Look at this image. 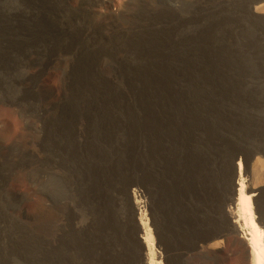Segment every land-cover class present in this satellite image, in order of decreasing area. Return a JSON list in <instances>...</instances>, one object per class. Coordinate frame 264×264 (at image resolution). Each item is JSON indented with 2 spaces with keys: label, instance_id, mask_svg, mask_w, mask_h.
I'll list each match as a JSON object with an SVG mask.
<instances>
[{
  "label": "rangeland",
  "instance_id": "rangeland-1",
  "mask_svg": "<svg viewBox=\"0 0 264 264\" xmlns=\"http://www.w3.org/2000/svg\"><path fill=\"white\" fill-rule=\"evenodd\" d=\"M200 1L112 0L121 15L97 25L98 16L67 15L53 0H0V135L8 147L0 180L19 192L0 190V264L138 261L143 232L125 190L140 176L153 181L172 225L216 221L222 179L211 185L199 169L196 87L209 19ZM225 1L226 15L249 26L239 76L257 77L264 29L237 17L246 0ZM39 68L51 98L25 85V71ZM240 248L227 245L218 264L247 262Z\"/></svg>",
  "mask_w": 264,
  "mask_h": 264
},
{
  "label": "bare ground",
  "instance_id": "bare-ground-1",
  "mask_svg": "<svg viewBox=\"0 0 264 264\" xmlns=\"http://www.w3.org/2000/svg\"><path fill=\"white\" fill-rule=\"evenodd\" d=\"M71 1L53 0L67 15L98 16L97 25L112 24L122 11V6L112 5V0H94L102 6L100 12H95L85 0H78L76 6ZM125 2L121 0V4ZM229 3L225 0L199 2L201 12L209 18L196 87L199 169L208 170L209 177L213 178L211 185L218 174L222 179V192L216 196V205L220 208L216 221L206 225H192L189 221L183 227L172 225L163 213V201L157 197L153 181L149 176H140L125 190L143 232V245L135 236L142 254L132 264H218L226 255L227 245L232 243L241 245L238 255L247 261L242 264H264V57L257 77L240 78L238 64L243 55V33L249 32V26L226 15ZM242 10L241 16H237L240 20L245 13L259 20L264 29V17L256 14L264 11V0H246ZM42 73V68L27 70L23 79L27 80V88L49 95L50 86L39 82ZM229 131L235 133L225 136ZM137 138L136 149L140 151L142 138L140 135ZM154 141L155 135L148 132L145 149L153 148ZM7 148L0 135V159L5 157ZM5 180L4 177L0 180L1 193L18 194L4 184ZM200 180L202 188L208 186L206 179L196 181ZM191 192L192 182H189L183 188L184 199ZM234 234L239 237L234 238Z\"/></svg>",
  "mask_w": 264,
  "mask_h": 264
}]
</instances>
